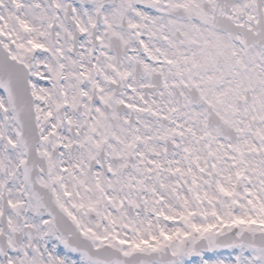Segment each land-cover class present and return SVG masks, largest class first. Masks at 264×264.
Masks as SVG:
<instances>
[{
    "label": "snow or ice",
    "instance_id": "6c2138e0",
    "mask_svg": "<svg viewBox=\"0 0 264 264\" xmlns=\"http://www.w3.org/2000/svg\"><path fill=\"white\" fill-rule=\"evenodd\" d=\"M0 264H264V0H0Z\"/></svg>",
    "mask_w": 264,
    "mask_h": 264
}]
</instances>
